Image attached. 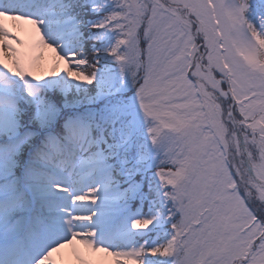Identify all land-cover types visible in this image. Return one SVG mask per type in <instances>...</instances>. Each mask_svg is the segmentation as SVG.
Instances as JSON below:
<instances>
[{
	"label": "snow or ice",
	"instance_id": "6c2138e0",
	"mask_svg": "<svg viewBox=\"0 0 264 264\" xmlns=\"http://www.w3.org/2000/svg\"><path fill=\"white\" fill-rule=\"evenodd\" d=\"M0 264H264V0H0Z\"/></svg>",
	"mask_w": 264,
	"mask_h": 264
}]
</instances>
